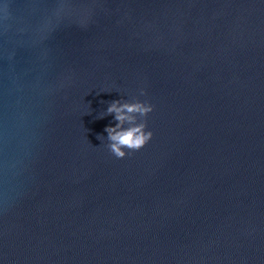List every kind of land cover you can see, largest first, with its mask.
<instances>
[{
  "label": "water",
  "instance_id": "water-1",
  "mask_svg": "<svg viewBox=\"0 0 264 264\" xmlns=\"http://www.w3.org/2000/svg\"><path fill=\"white\" fill-rule=\"evenodd\" d=\"M0 264H264V0H0Z\"/></svg>",
  "mask_w": 264,
  "mask_h": 264
},
{
  "label": "clouds",
  "instance_id": "clouds-1",
  "mask_svg": "<svg viewBox=\"0 0 264 264\" xmlns=\"http://www.w3.org/2000/svg\"><path fill=\"white\" fill-rule=\"evenodd\" d=\"M139 95L147 94L141 88ZM153 110L154 106L150 102L142 101L137 97H132L131 100H113L108 103L105 116L112 115L115 124L104 128L107 133L105 147L112 156L116 159L131 157L152 139V131L147 130V117ZM103 138L102 135L97 136L100 141Z\"/></svg>",
  "mask_w": 264,
  "mask_h": 264
}]
</instances>
